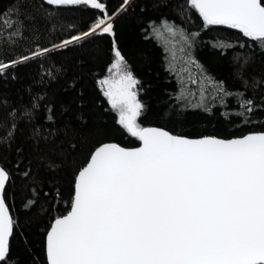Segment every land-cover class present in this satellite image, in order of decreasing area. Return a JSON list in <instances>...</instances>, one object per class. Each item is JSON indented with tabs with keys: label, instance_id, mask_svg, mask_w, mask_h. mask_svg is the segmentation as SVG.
<instances>
[{
	"label": "trees",
	"instance_id": "trees-1",
	"mask_svg": "<svg viewBox=\"0 0 264 264\" xmlns=\"http://www.w3.org/2000/svg\"><path fill=\"white\" fill-rule=\"evenodd\" d=\"M103 2L114 17L115 36L97 31L65 46L89 32L103 18L101 10L0 0V64L10 65L0 72V166L10 175L5 198L15 222L8 264H49L47 233L69 212L74 182L93 151L106 142L140 144L119 123L99 84L116 48L139 81L142 127L188 137L264 131V41L206 25L190 0H131L123 10L124 0ZM164 21L190 35L191 55L204 74L230 93L223 102L211 98V88L203 106H196L198 92L178 99L182 85L169 70L165 44L170 37L153 31ZM244 100L253 102L251 112L241 107Z\"/></svg>",
	"mask_w": 264,
	"mask_h": 264
},
{
	"label": "snow or ice",
	"instance_id": "snow-or-ice-1",
	"mask_svg": "<svg viewBox=\"0 0 264 264\" xmlns=\"http://www.w3.org/2000/svg\"><path fill=\"white\" fill-rule=\"evenodd\" d=\"M131 0H124L125 7ZM50 5H83L101 10L89 32L115 36L103 0H47ZM206 25L238 29L264 41L262 0H190ZM169 39V70L178 75V99L195 98L197 107L229 96L204 74L191 55L189 34L168 21L154 28ZM192 36L197 34H191ZM224 47V42H219ZM42 54V53H38ZM109 76L99 81L119 123L142 146L116 143L96 148L74 182L71 211L55 220L47 235L49 264H264V132L224 139L189 138L163 128L142 127L144 105L139 81L116 48ZM9 64H0V72ZM199 70V71H196ZM189 86H196L192 90ZM252 101L241 107L251 112ZM8 171L0 167V264L10 260L14 220L5 200Z\"/></svg>",
	"mask_w": 264,
	"mask_h": 264
},
{
	"label": "water",
	"instance_id": "water-1",
	"mask_svg": "<svg viewBox=\"0 0 264 264\" xmlns=\"http://www.w3.org/2000/svg\"><path fill=\"white\" fill-rule=\"evenodd\" d=\"M151 127H156V126H151ZM156 128H162V127H156ZM164 129V128H163ZM164 130H167V129H164ZM168 131V130H167ZM170 132V131H169ZM259 132H264V131H258V132H251V133H259ZM247 134H250V133H247ZM246 134V135H247ZM203 137V136H202ZM239 137H241V136H239ZM189 138H201V137H189ZM219 138H221V137H219ZM233 138H237V137H233ZM224 139H232V138H224ZM106 143H116V144H118V145H120L121 147H124V148H127V149H134V148H138V147H140V146H142V144H141V141H140V144L139 145H137V146H135V147H126V146H123V145H121V144H119V143H117V142H106ZM103 144H105V143H103ZM103 144H101V145H103ZM100 145V146H101ZM100 146H98V147H100ZM97 147V148H98ZM95 151V150H94ZM94 151H93V153H94ZM92 153V154H93ZM90 160V159H89ZM89 162V161H88ZM87 162V163H88ZM86 166V165H85ZM0 167H2V166H0ZM9 181H10V175H9V180H8V182L6 183V188H5V191H6V189H7V186H8V184H9ZM5 200H6V198H5ZM74 200V199H73ZM6 203H7V201H6ZM7 205H8V203H7ZM8 208H9V212H10V214H11V216H12V213H11V210H10V207H9V205H8ZM71 211V208H70V210H69V212ZM68 212V213H69ZM67 213V214H68ZM67 214H65V215H67ZM64 216V215H63ZM62 217V216H61ZM12 218H13V216H12ZM60 218V217H59ZM14 220V219H13ZM56 220V219H55ZM55 220L53 221V223H52V225L55 223ZM52 227V226H51ZM50 230H51V228L49 229V231H48V233L50 232ZM13 233H14V230H13ZM48 233H47V235H48ZM13 236V235H12ZM11 239H12V237L10 238V242H11ZM46 252H47V239H46ZM48 263H49V261H48Z\"/></svg>",
	"mask_w": 264,
	"mask_h": 264
},
{
	"label": "rangeland",
	"instance_id": "rangeland-1",
	"mask_svg": "<svg viewBox=\"0 0 264 264\" xmlns=\"http://www.w3.org/2000/svg\"><path fill=\"white\" fill-rule=\"evenodd\" d=\"M97 31H99V30H97ZM108 76H109V75H108ZM108 76H107V77H108ZM107 77H106V78H107ZM118 115H119V114H118Z\"/></svg>",
	"mask_w": 264,
	"mask_h": 264
}]
</instances>
